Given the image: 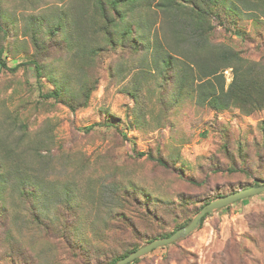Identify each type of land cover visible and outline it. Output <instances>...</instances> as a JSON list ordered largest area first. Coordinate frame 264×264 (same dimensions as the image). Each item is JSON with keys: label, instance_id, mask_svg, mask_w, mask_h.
<instances>
[{"label": "rangeland", "instance_id": "374dc122", "mask_svg": "<svg viewBox=\"0 0 264 264\" xmlns=\"http://www.w3.org/2000/svg\"><path fill=\"white\" fill-rule=\"evenodd\" d=\"M158 3L120 6L123 27L137 22L151 44H165L170 21ZM0 22L2 58L9 67L22 64L15 71L0 66V264H27L21 252L28 253L29 264H82L63 250V231L75 243L72 253L82 256L87 249L91 264H105L126 242L147 243L146 235L162 225L150 218L144 227L135 206L124 207L122 187L137 191L172 229L170 206L180 193L228 192L231 185L264 180V110L215 111L198 105L192 93L177 94L176 105L172 95L162 103L159 97L169 89L161 87L160 71L143 52L131 57L110 45L99 52L88 74L98 83L85 106L72 110L45 98L56 87L72 95L85 82L77 64L106 40L96 0H0ZM259 22L239 21L247 38L232 36L245 56L257 60L264 57V18ZM40 29L50 57L38 78L28 62ZM214 37L226 41L230 34L219 25ZM65 40L73 48L67 62L60 59L67 57L59 46ZM225 74L229 83L230 69ZM142 152L164 156L176 170L161 168ZM233 166L239 171H227ZM204 178L203 187L189 183ZM136 264H264V192L211 212L193 233Z\"/></svg>", "mask_w": 264, "mask_h": 264}, {"label": "trees", "instance_id": "16d2710c", "mask_svg": "<svg viewBox=\"0 0 264 264\" xmlns=\"http://www.w3.org/2000/svg\"><path fill=\"white\" fill-rule=\"evenodd\" d=\"M136 1L138 0H96V7L102 18V29L106 40L103 46L89 49V58L82 56L83 60H79L77 66L81 68L80 72L85 82L77 93L70 95L63 88L56 87L46 93L44 95L45 98H54L56 101L69 106L72 110H76L83 105L85 106L98 83L97 77L90 78L88 76V74L91 75L90 69L95 65L99 52L110 45L113 48L123 47L127 49L131 57L143 52L148 60L147 56L149 55L148 61L152 60L154 72L160 71L161 87L165 86L169 89L168 93L164 90L167 96L161 95L159 97L162 103H167L168 98L172 95L171 101L176 105L179 103L177 94L179 97H183L188 93H192L198 105L209 107L215 111L238 108L242 113L250 115L259 110H264V57L257 60L245 56L242 50L232 42L233 35L240 36V39L247 38L248 32L244 30L243 26L239 25V21L251 19L255 25L261 23L259 21L264 18V0H159L157 5L162 8L170 21L167 22L170 32L169 39L165 44L160 40L151 44L150 38L148 40L141 35L142 32L137 22H130L123 27L126 13L120 12L119 7H132V4ZM113 13H118V17L113 16ZM219 25L230 34L228 40L219 41L215 39L214 34ZM62 26L60 25L57 31L51 32L53 35L49 38L50 40L56 39L57 32L63 29ZM41 31V29L37 30L35 34L33 39L36 50L35 56L28 62L35 68L38 78L45 76L44 69L47 64L44 61L50 57L46 56L48 47L45 45V40H41L43 37ZM0 32H4L1 22ZM59 46L60 49L65 50L67 53V57L60 59H64L67 62L69 59L68 55L73 48L67 40L61 42ZM3 52L4 47L2 46L0 47L1 67L15 71L22 65L17 64L14 67H9L7 61L2 58ZM56 60L53 59L54 62ZM149 66L151 65L149 64ZM228 69H230L232 77L229 83H227L225 74V70ZM132 93L134 99L137 101L139 97L138 92ZM96 125L98 124H93L88 129H93ZM139 155H147L149 160L155 162L156 165L165 170H176V166L170 165L162 155L155 156L152 152H142ZM227 171L235 172L239 171V168L233 166L229 167ZM243 172L249 174L245 170ZM262 181L263 183H261ZM189 183L203 187L206 185L207 179L204 178L202 181L190 179ZM260 184H264V180L254 179L249 186ZM122 188L123 192L120 193L125 205L124 207L129 209L131 206H135L137 218L141 219V224L144 227L150 221V218H154L159 225H162V227L159 226L158 231H153L151 236L146 235L148 242L169 236L178 228L188 224L205 204L218 196L243 189L242 185H231L228 192L227 190H221L215 194L180 193L177 196V203H172L174 205L170 206L171 210L169 214L173 216L172 221L174 223L173 228L170 229L168 227L172 224L169 220L166 221L164 217L165 222L158 210H154L149 202L145 203L138 197L137 191L132 192L127 187ZM140 195L144 194L140 193ZM73 208L78 210L76 203L73 205ZM210 214L208 213L203 217L202 223ZM125 215L123 214L122 216ZM183 216L185 218H182ZM113 219L115 218L113 217ZM66 223L64 224L67 226ZM165 223L166 228L164 227ZM44 226L47 228V225ZM130 230L134 234L133 239H136L138 237V229L133 225V229ZM47 232H50L49 228ZM60 236L63 240L62 243L66 245L63 250L70 258L77 257L82 264H91L92 254L87 249L84 255H75L72 253V245L75 243L67 235V232L63 231ZM178 241L173 243H177ZM126 244L127 246L123 250L118 251L112 256H107L105 264H115L142 246L134 242H126ZM21 253L25 256L27 264L32 263L29 261L28 253ZM102 253L104 254V252ZM145 255L136 258L128 264L138 263Z\"/></svg>", "mask_w": 264, "mask_h": 264}, {"label": "water", "instance_id": "95a60500", "mask_svg": "<svg viewBox=\"0 0 264 264\" xmlns=\"http://www.w3.org/2000/svg\"><path fill=\"white\" fill-rule=\"evenodd\" d=\"M263 192H264V184H260V185L249 186L231 192L227 195L218 196L217 198L205 204L188 224L178 228L169 236L157 238L142 245L137 250L133 251L129 255L117 261L115 264H128L129 262H132L136 258L142 257L143 255L150 253L155 248H158L160 246H165L173 242H176L178 240H181L187 237L188 235H190L191 233H193L195 230H197L200 227L202 223V219L206 214L216 211L220 208L226 207L230 204H233L234 202L240 199L254 196Z\"/></svg>", "mask_w": 264, "mask_h": 264}, {"label": "built area", "instance_id": "2783aa9c", "mask_svg": "<svg viewBox=\"0 0 264 264\" xmlns=\"http://www.w3.org/2000/svg\"><path fill=\"white\" fill-rule=\"evenodd\" d=\"M226 73H228V70H225Z\"/></svg>", "mask_w": 264, "mask_h": 264}]
</instances>
